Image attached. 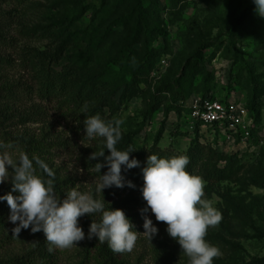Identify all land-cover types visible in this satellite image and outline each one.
I'll return each mask as SVG.
<instances>
[{
  "label": "rangeland",
  "instance_id": "374dc122",
  "mask_svg": "<svg viewBox=\"0 0 264 264\" xmlns=\"http://www.w3.org/2000/svg\"><path fill=\"white\" fill-rule=\"evenodd\" d=\"M123 43L129 49L119 71L111 60ZM96 62L106 63L111 70L103 79L118 84L140 66L143 81L137 95L122 98L120 84L111 97L117 107L110 120L122 121L121 133L129 134L135 147L155 144L180 154L196 137L221 154L220 167L227 164L229 173L223 180L208 181L199 175L205 182L204 198L222 216L205 237L222 253L213 264L264 261V189L251 181L264 171V18L256 14L253 0H0V143L18 137L39 145L33 156H40L53 170L58 197L78 184L80 192L104 199L105 208L123 210L133 230L143 233L141 209L147 204L142 195L114 187L96 192L98 176L108 168L105 163L96 173L86 160L101 150L105 157L110 155L104 138L89 140L85 115L76 118L66 105L36 93L32 76L44 64L60 70ZM71 76L77 86L79 78ZM159 88L162 103L151 116H144V101ZM176 91L188 101L212 94L244 104L254 121L255 136L244 141L212 136L205 127L194 130L187 109L172 100ZM102 112L107 116L108 107ZM116 147L121 150L119 143ZM7 151L14 159L23 152L17 144ZM10 190V182L0 184V194ZM9 215L10 208L0 233L4 258L19 256L34 244L31 227L13 235L16 225ZM146 215L158 228V236L168 235L165 223L156 221L150 210ZM84 233L85 239L77 245L55 248L60 264H95L83 258L81 250L89 240L88 231ZM167 235L162 237L167 241L165 249L173 253L169 263L154 252L156 235L151 242L140 235L130 253L114 255L126 264H189L179 243Z\"/></svg>",
  "mask_w": 264,
  "mask_h": 264
},
{
  "label": "clouds",
  "instance_id": "9594fccd",
  "mask_svg": "<svg viewBox=\"0 0 264 264\" xmlns=\"http://www.w3.org/2000/svg\"><path fill=\"white\" fill-rule=\"evenodd\" d=\"M256 14L264 18V0H253ZM122 121L116 119L106 122L99 115L87 117L84 121L86 136L89 140L104 138L105 151L93 152L88 159L104 157L108 171L98 176L96 192L106 188H134L131 181L122 176V165L127 169L139 167L140 162L130 159V147L118 150L116 145L122 139ZM11 144H0V184L10 182L12 190L0 196L10 208L9 221L16 225L12 233L18 236L22 229L31 227L33 233L43 231L53 248L68 249L85 239L78 220L85 214H100L99 222L90 224L88 239L98 238L100 243L107 242L115 253L131 252L140 235L150 242L158 233V228L146 215L150 210L156 221L167 225V233L176 240L182 252L189 258V264H213L214 258L222 255L220 249L206 241L209 228L220 223L221 213L205 197V182L201 177L186 171L189 159L186 156L160 158L149 155L147 166L143 167L142 197L147 207L141 209L144 232H138L134 224L121 209L105 208V201L78 190L79 185L71 187L67 194L58 197L54 189V172L39 157L21 152L14 159L7 149ZM86 147V146H85ZM105 164L96 163L94 170L99 173ZM11 169V171H9ZM37 169L48 177L45 179ZM82 172L83 169H80ZM12 193H18L13 195Z\"/></svg>",
  "mask_w": 264,
  "mask_h": 264
},
{
  "label": "trees",
  "instance_id": "16d2710c",
  "mask_svg": "<svg viewBox=\"0 0 264 264\" xmlns=\"http://www.w3.org/2000/svg\"><path fill=\"white\" fill-rule=\"evenodd\" d=\"M25 1V0H24ZM128 45L126 43L121 44L120 48L117 50L116 56L111 60L112 64L118 67L119 71H121L124 67V60L126 58V53L128 51ZM202 57V55H201ZM43 63V62H42ZM67 66V65H66ZM62 67L60 70H55L50 67L49 63L41 66L40 72H34L32 78L34 81H37L36 93L40 97L46 99H55L59 101L60 105H66L69 109V113H73L74 117L78 118L81 115H85L87 117L99 115L106 122L111 121V115L115 113L117 105L114 104L112 100V95L115 93V89L118 88V85L121 84L122 92L121 97L129 100L131 97L136 96L140 91L139 84L143 81L140 75V66H136L131 69L130 78L126 81L123 80L121 83L108 82L104 80V75L110 72V68L106 65V63L96 62L91 65H87L85 63L78 64L74 67L68 66ZM66 68V69H65ZM79 78L80 83L76 86L72 81L71 73ZM115 83V84H114ZM0 89V94H1ZM160 88L154 94L149 95L147 100L143 103L142 114L144 116H151L152 113L160 106L164 96H162ZM212 95V94H204ZM214 96V95H212ZM1 98V96H0ZM87 100L83 106V101ZM172 100L177 103L178 108H188L186 107L187 99L182 96L181 92L176 91ZM72 109H70V106ZM104 106H107L109 109V114L107 116L103 115L102 109ZM7 108V106H5ZM79 112H76L75 109ZM248 110V109H247ZM250 115V114H249ZM85 118V119H86ZM200 128L199 122L195 123L194 130ZM255 127L252 129V136H255ZM22 138L18 137H6L0 144H11L15 146H21L22 151L27 153L29 158L33 157V153L40 148L39 145L31 146L30 142H25ZM105 144V143H104ZM120 149L122 151L129 149L132 151L129 153L130 159H136L140 162L139 169L135 168L122 170L121 174L125 178V181H131L135 187L130 188L125 184L123 188H117L121 191H131L135 190L136 194L142 195L141 189L143 188L144 180H143V167L147 166V158L149 155H157L160 158H172V157H180L186 156L189 159V164L186 166V171H188L192 175L202 176L205 180H213L220 181L227 177L229 170L227 164L223 167L218 165V161L222 159L221 154H219L214 148L209 145L201 144L198 139L195 137L186 152L184 153H174L169 149H158L155 144L149 148L144 147H135L132 142L131 136L128 134H122V139L119 141ZM105 146V145H104ZM2 149H0L1 151ZM41 159L40 156H37ZM42 160V159H41ZM88 167H93L96 163L105 164L106 161L104 157H99L96 160H86ZM126 168V167H125ZM124 168V169H125ZM37 173L42 175L45 179H47L46 174L42 173L41 170L37 169ZM252 183L264 189V171L255 174L251 178ZM55 186V184H54ZM55 188V187H54ZM56 189V188H55ZM8 193L11 192L7 191ZM7 192L1 193L0 196L8 194ZM13 195H18V193H12ZM234 207L235 204L231 203ZM9 206L6 201L0 200V233L4 230L6 225V217L7 210ZM83 219L82 225L80 226L83 231L89 232L90 224L93 220L99 222L100 214H96L94 216L85 214L80 217L78 222ZM159 232L156 234L157 242L154 245V252L156 255H161L163 257L164 262L169 263L172 261L173 253L170 249L167 248V241L162 235H167L166 232H161L160 236ZM169 239H173L167 235ZM34 244L24 253L19 256L4 258L0 256V264H60L57 251L53 248V251L49 252V243L46 241L45 234L43 231L33 233ZM2 240L0 238V251H1ZM161 250V253L158 251ZM82 255L84 260H90L95 264H126L125 262L119 261L112 249L108 246L107 242L100 243L98 238L93 237L88 240L87 245L83 248ZM244 264H264L263 260L252 259L250 262Z\"/></svg>",
  "mask_w": 264,
  "mask_h": 264
},
{
  "label": "built area",
  "instance_id": "2783aa9c",
  "mask_svg": "<svg viewBox=\"0 0 264 264\" xmlns=\"http://www.w3.org/2000/svg\"><path fill=\"white\" fill-rule=\"evenodd\" d=\"M186 107L189 121L192 124L199 122L200 127L208 129L212 136L222 134L244 141L253 138L254 121L246 106L240 102L205 95L191 98Z\"/></svg>",
  "mask_w": 264,
  "mask_h": 264
}]
</instances>
